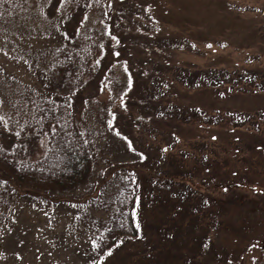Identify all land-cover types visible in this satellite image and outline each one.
Returning <instances> with one entry per match:
<instances>
[{
  "label": "rangeland",
  "instance_id": "rangeland-1",
  "mask_svg": "<svg viewBox=\"0 0 264 264\" xmlns=\"http://www.w3.org/2000/svg\"><path fill=\"white\" fill-rule=\"evenodd\" d=\"M127 2L105 21L80 15L66 0H31L8 15L0 24V113L11 94L57 90L45 67L48 48L65 41L69 31L90 37L100 29L107 51L96 81L75 96L77 111L105 132L113 152L133 163L142 187L140 239L121 242L101 264H264V93L222 96L210 88L200 94L157 83V75L176 66L264 65V0ZM169 34L189 36L198 47L175 49L180 45L169 46ZM110 36L119 38L117 48ZM109 70L123 82L122 92L102 88ZM199 97L247 113L239 114L247 120L244 130H228L235 127L225 111L223 120L215 118L220 123L208 118L202 125L196 118L206 117L199 112L190 122L174 120L182 116L175 103L189 101L193 112ZM0 140L12 143L2 119ZM79 192L57 202L17 197L2 212L0 264H92L94 223L107 213L98 193L85 198Z\"/></svg>",
  "mask_w": 264,
  "mask_h": 264
},
{
  "label": "trees",
  "instance_id": "trees-1",
  "mask_svg": "<svg viewBox=\"0 0 264 264\" xmlns=\"http://www.w3.org/2000/svg\"><path fill=\"white\" fill-rule=\"evenodd\" d=\"M66 2L68 7L78 11L80 15L98 14L104 21L112 17V11L118 5L122 11V5H128L127 0ZM30 4L31 0H0V24L8 15L20 12ZM110 37L117 48L119 38ZM179 37L180 35L169 34L168 38L172 41L169 46L175 42L180 45L175 49L186 51L198 47L191 37ZM105 39L106 36L100 29H95L91 37L79 30L69 31L65 41L46 51L45 67L56 80L57 90L45 94L28 88L11 94L7 109L0 113L4 125H7L5 129L12 137L10 145L0 140V221L3 210L10 208L13 201L22 195L57 202L71 200L73 192L78 189L80 192L77 195L80 197L98 193V204L106 211L107 216L94 223L93 252L96 257L92 264H101V260L111 256L121 242L136 241L141 234L137 210L142 187L138 173L133 172L138 171L137 168L133 163L126 164L128 160L113 152L110 143L103 140L105 132L97 130L86 119H81L77 111L75 96L88 83L96 81V75L103 64L102 58L107 51ZM205 42V48L213 45L210 41ZM194 66H176L160 72L161 77L157 75L158 88L164 82L165 88L169 85L171 89H195L197 93H206L211 88L222 96L264 93V65L260 63L252 67L234 66L222 69L210 65L202 70H195ZM122 83L109 70L103 77L101 86L108 85L103 89L117 94L122 92ZM46 86L52 88L50 84ZM160 94L156 96L160 97ZM199 99L201 105L196 106L193 112L189 110L192 107L189 101L175 103L173 107L182 116L174 120L190 122L191 114L195 118L199 112L206 117L205 120L196 118L202 125L208 118H214L215 123H220L215 118L221 117L223 120L221 113L225 111L231 115V125L235 127L227 129H237V133L244 130L242 126L247 124V120L239 114L247 113L240 110L230 112L222 106L202 103L203 97ZM53 127L56 133H52ZM165 176L170 180L174 178L184 181L183 177L176 178L172 174ZM228 185L230 184H226ZM105 191H109V198L104 196ZM101 207L99 206L100 209Z\"/></svg>",
  "mask_w": 264,
  "mask_h": 264
},
{
  "label": "snow or ice",
  "instance_id": "snow-or-ice-1",
  "mask_svg": "<svg viewBox=\"0 0 264 264\" xmlns=\"http://www.w3.org/2000/svg\"><path fill=\"white\" fill-rule=\"evenodd\" d=\"M61 2H63V0H61ZM4 101L3 99H0V105H3ZM0 119H3L2 117H0ZM53 119H55V117H53ZM5 128H7V125H4ZM52 133H56V129L53 127L51 128ZM64 143H67V141H65ZM84 143H87V141H84ZM264 190V189H261ZM137 227H139V225L137 224ZM109 251H111V249H109Z\"/></svg>",
  "mask_w": 264,
  "mask_h": 264
},
{
  "label": "bare ground",
  "instance_id": "bare-ground-1",
  "mask_svg": "<svg viewBox=\"0 0 264 264\" xmlns=\"http://www.w3.org/2000/svg\"><path fill=\"white\" fill-rule=\"evenodd\" d=\"M82 33H83V32H82ZM90 37H91V36H90ZM102 79H103V78H102ZM99 80H100V79H99ZM99 80H98V82H99ZM100 83H101V85H102V80L100 81ZM102 88H104V86H102ZM107 90H108V89H107ZM107 90H106V91H107ZM109 93H110V91H109ZM93 195H94V194H93ZM91 196H92V195H91ZM104 196H105L106 198H109V191H105V192H104ZM81 197H85V198H86V197H90V196H81ZM99 209H100V208H99ZM94 232H95V231H94ZM94 232H93V233H94ZM138 240H139V239H137L136 241H138ZM93 253H94V252H93ZM94 255H95V254H94Z\"/></svg>",
  "mask_w": 264,
  "mask_h": 264
}]
</instances>
